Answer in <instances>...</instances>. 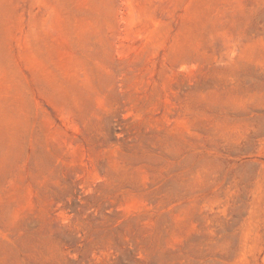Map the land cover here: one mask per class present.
Returning a JSON list of instances; mask_svg holds the SVG:
<instances>
[{
    "label": "rangeland",
    "instance_id": "1",
    "mask_svg": "<svg viewBox=\"0 0 264 264\" xmlns=\"http://www.w3.org/2000/svg\"><path fill=\"white\" fill-rule=\"evenodd\" d=\"M0 264H264V0H0Z\"/></svg>",
    "mask_w": 264,
    "mask_h": 264
}]
</instances>
